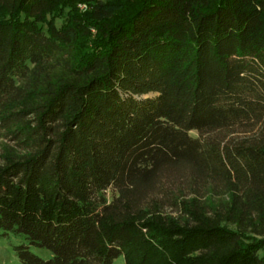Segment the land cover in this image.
<instances>
[{"label":"trees","instance_id":"trees-1","mask_svg":"<svg viewBox=\"0 0 264 264\" xmlns=\"http://www.w3.org/2000/svg\"><path fill=\"white\" fill-rule=\"evenodd\" d=\"M0 230L23 264H264V0H0Z\"/></svg>","mask_w":264,"mask_h":264},{"label":"rangeland","instance_id":"rangeland-1","mask_svg":"<svg viewBox=\"0 0 264 264\" xmlns=\"http://www.w3.org/2000/svg\"><path fill=\"white\" fill-rule=\"evenodd\" d=\"M79 10L84 11L86 7L84 5H78ZM60 17L56 19V24L60 26L62 22L69 19L70 11L65 8L64 10H60L58 14ZM154 93H150L144 95L143 97H151ZM191 134L196 135L195 131H191ZM108 198H110V192L107 193ZM19 244H27V240L23 235H17L13 233H9L8 235H3L0 230V264H23L16 255L14 247ZM30 251L34 254L38 255L43 259L50 258L52 253L46 248H41L33 245H29ZM111 264H125L123 256L120 255L113 260Z\"/></svg>","mask_w":264,"mask_h":264}]
</instances>
